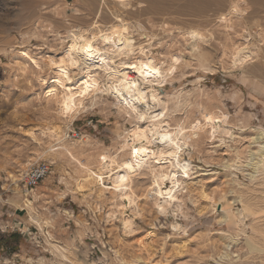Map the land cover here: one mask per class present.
<instances>
[{"label": "rangeland", "instance_id": "1", "mask_svg": "<svg viewBox=\"0 0 264 264\" xmlns=\"http://www.w3.org/2000/svg\"><path fill=\"white\" fill-rule=\"evenodd\" d=\"M96 1L0 0V264H264V172L251 165L258 150L253 138L264 129V0L119 5L139 31L130 35L127 50L114 51V61L146 54L167 63L170 77L154 85L169 104L160 120L171 132L185 127L181 142L190 173L184 211L176 213L161 211L150 167L134 178L144 211L142 217L129 209L124 215L135 218L131 234L116 213L119 194L112 183L105 179L100 187L89 174L98 172L105 152L128 157L123 137L136 119L109 93L73 118L47 96L57 73L51 60L60 61L71 45V26L91 22L81 15ZM109 1L102 24L117 26L110 8L118 6ZM192 30L207 42L195 45ZM247 45L254 58L234 67L237 48ZM24 50L40 68L27 62ZM146 100L138 114L148 112ZM223 115L225 133L212 117ZM155 146H163L161 138ZM42 164L49 174L27 191L25 174ZM26 200L41 228L30 221Z\"/></svg>", "mask_w": 264, "mask_h": 264}, {"label": "bare ground", "instance_id": "2", "mask_svg": "<svg viewBox=\"0 0 264 264\" xmlns=\"http://www.w3.org/2000/svg\"><path fill=\"white\" fill-rule=\"evenodd\" d=\"M114 1L118 8L111 7L110 12L115 23L119 25L102 24L104 6H107L110 1L97 0L93 11L87 14L83 11L84 14L81 15L87 18L91 17L89 20L91 22L86 26L76 25L68 29V38L72 43L60 61L51 60L50 62L52 65H57L55 67L57 73L50 83L51 85L47 86V96L58 103L63 116L73 118L85 109L88 101L95 100L99 94L109 93L115 97L120 110L133 115L136 119L133 128L127 130L123 137L125 142L123 148L128 157L119 160L117 156L105 152L100 156L98 172L91 171L89 174V177L95 180L96 185L100 187L105 186V179L112 183L113 188L119 194L116 213L124 216L129 209L135 216H143L144 210L140 205L139 197L132 190V183L134 178L146 167L151 169L152 194L158 200L163 199L161 209H170L174 213L183 212L182 194L183 191H188V179L190 178V173L185 169L187 163L183 158L184 142H181L182 138L185 139L186 129L180 126L177 131L171 132L168 123L160 120V113L166 112L169 104L168 100L155 87L163 85L167 77H170L169 66L164 61L146 54L131 58L129 62L116 64L114 51L118 54V51L127 50V41L130 35L132 36L139 29L133 21L126 20L124 10L122 11L119 7L120 4L127 5L130 0ZM188 34L195 45L197 42H207V37L198 30H192ZM257 37L259 40L263 38L262 36V38ZM108 52H111L110 56H108ZM20 53L28 60V63L32 65L34 63L36 67L40 68L39 62L29 51L24 50ZM255 54L256 52L249 46L238 47L234 57V67L235 65L244 66L254 58ZM75 70L81 72L79 77L73 75ZM139 80L144 86L139 83ZM61 84H63V88H61ZM147 85L148 87H146ZM144 97H147L144 103H147L148 112L138 114V104ZM66 104L68 108L65 107ZM212 117L214 123L221 127L222 132L228 131L227 115ZM191 128L195 129V126L192 125ZM158 138L162 139L163 146L161 148L155 146ZM253 140L257 144L258 150L252 154L251 165L256 172H264V129L260 130ZM238 158L240 159V157ZM25 206L30 210V221L41 228V221L38 216L33 214L32 202L26 200ZM109 216L112 217L113 214ZM122 227L127 234L135 232L137 227L135 218L130 215L124 216ZM173 228L181 230L182 226L176 223ZM148 235L152 236L154 232H148Z\"/></svg>", "mask_w": 264, "mask_h": 264}, {"label": "built area", "instance_id": "3", "mask_svg": "<svg viewBox=\"0 0 264 264\" xmlns=\"http://www.w3.org/2000/svg\"><path fill=\"white\" fill-rule=\"evenodd\" d=\"M50 172V168L46 164L38 165L24 176V184L27 191L36 187Z\"/></svg>", "mask_w": 264, "mask_h": 264}, {"label": "snow or ice", "instance_id": "4", "mask_svg": "<svg viewBox=\"0 0 264 264\" xmlns=\"http://www.w3.org/2000/svg\"><path fill=\"white\" fill-rule=\"evenodd\" d=\"M65 107L68 108V105L66 104ZM161 211H163V209H161Z\"/></svg>", "mask_w": 264, "mask_h": 264}, {"label": "clouds", "instance_id": "5", "mask_svg": "<svg viewBox=\"0 0 264 264\" xmlns=\"http://www.w3.org/2000/svg\"><path fill=\"white\" fill-rule=\"evenodd\" d=\"M61 88H63V84H61Z\"/></svg>", "mask_w": 264, "mask_h": 264}]
</instances>
